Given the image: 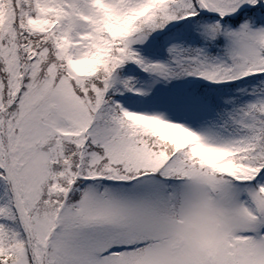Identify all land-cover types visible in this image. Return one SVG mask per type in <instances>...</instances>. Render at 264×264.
Returning <instances> with one entry per match:
<instances>
[{"label": "snow or ice", "instance_id": "snow-or-ice-1", "mask_svg": "<svg viewBox=\"0 0 264 264\" xmlns=\"http://www.w3.org/2000/svg\"><path fill=\"white\" fill-rule=\"evenodd\" d=\"M0 264H264V0H0Z\"/></svg>", "mask_w": 264, "mask_h": 264}]
</instances>
